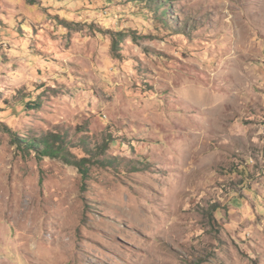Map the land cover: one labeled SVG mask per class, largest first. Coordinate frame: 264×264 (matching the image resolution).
I'll return each mask as SVG.
<instances>
[{
    "label": "rangeland",
    "instance_id": "1",
    "mask_svg": "<svg viewBox=\"0 0 264 264\" xmlns=\"http://www.w3.org/2000/svg\"><path fill=\"white\" fill-rule=\"evenodd\" d=\"M0 264H264V0H0Z\"/></svg>",
    "mask_w": 264,
    "mask_h": 264
},
{
    "label": "trees",
    "instance_id": "2",
    "mask_svg": "<svg viewBox=\"0 0 264 264\" xmlns=\"http://www.w3.org/2000/svg\"><path fill=\"white\" fill-rule=\"evenodd\" d=\"M13 136V141L17 144L18 148L23 151L30 152L33 149H36L43 156L58 157L65 160L67 163L75 165L79 168L84 181L86 182L89 175V164L91 159L88 157H82L78 159L76 156L72 158L71 151L65 145L64 138L61 135H50L46 136L41 140L37 139H22L18 137L17 133L11 129L8 125H3Z\"/></svg>",
    "mask_w": 264,
    "mask_h": 264
}]
</instances>
